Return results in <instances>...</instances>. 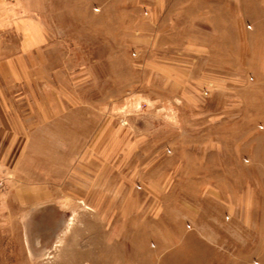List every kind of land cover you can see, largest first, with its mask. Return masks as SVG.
<instances>
[{
  "label": "rangeland",
  "instance_id": "1",
  "mask_svg": "<svg viewBox=\"0 0 264 264\" xmlns=\"http://www.w3.org/2000/svg\"><path fill=\"white\" fill-rule=\"evenodd\" d=\"M0 264H264V0H0Z\"/></svg>",
  "mask_w": 264,
  "mask_h": 264
}]
</instances>
